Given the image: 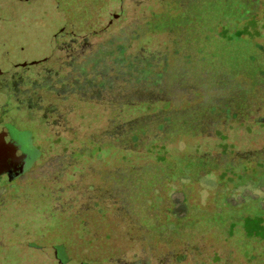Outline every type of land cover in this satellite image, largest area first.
<instances>
[{"label":"rangeland","instance_id":"374dc122","mask_svg":"<svg viewBox=\"0 0 264 264\" xmlns=\"http://www.w3.org/2000/svg\"><path fill=\"white\" fill-rule=\"evenodd\" d=\"M59 31L93 37L42 73L56 123L22 107L43 157L0 198V244L65 243L70 264H264V0H0L19 105L39 71L24 63ZM0 264L60 263L0 247Z\"/></svg>","mask_w":264,"mask_h":264},{"label":"flooded vegetation","instance_id":"af4514ba","mask_svg":"<svg viewBox=\"0 0 264 264\" xmlns=\"http://www.w3.org/2000/svg\"><path fill=\"white\" fill-rule=\"evenodd\" d=\"M18 3L16 0H13ZM87 5L90 4L89 0H82ZM34 2V1H33ZM92 3V2H91ZM56 3L50 4L52 7L55 6ZM96 4V2L94 3ZM102 4V3H101ZM121 6H123V0H120ZM57 8H58V4ZM55 16L61 19L60 24H65L63 21L62 16L63 12L58 11L55 12ZM103 31L99 30L98 35H100ZM75 34V33H74ZM50 38V49L48 52L44 51L45 57L28 66V64L24 63L25 70H32L30 67H35V69H39L38 73L36 74L35 79L28 80V78L24 79L21 77L22 80L27 81L29 87L27 88L25 94L23 95L25 104L19 105L16 101V94L13 93V87L16 85L15 83L18 82V79H8L6 77L0 76V135L3 133H7L10 135L11 143H14V146L17 147L22 153L19 154L15 160L12 161L11 155L9 152L5 153L6 162L2 165L4 167L7 166L9 170L8 173H0V198L4 194H8L10 197L12 189H19L21 184L26 181L27 178H35L38 177V168L36 167L37 162L43 157L42 145L38 144L39 141V132L40 130L34 131L33 129L29 128L28 122H33L30 119L29 115L25 113L27 110H39L42 117L39 118L38 123L41 124L43 122L51 121L49 118L52 117V122H57L59 116L57 112L49 111L46 114V111L42 108L43 105L41 101L43 99L40 91L43 89V75L42 73L48 71L47 64L54 59V57L59 53L66 54L70 59H75V46L77 43H80L78 46L79 55L85 53L88 48H90V44L88 40L93 37V34H80L82 38L80 42L77 40L75 35L65 33L62 31L59 32H51L47 38ZM46 38V39H47ZM52 46V47H51ZM81 51V52H80ZM21 65V64H19ZM18 65V67H20ZM8 72L9 68H8ZM36 87L35 89H33ZM39 87V88H38ZM68 92V96L64 95V97L70 98L72 96H79V94H70ZM31 101L35 104L36 108H29L27 102ZM23 102V101H22ZM25 111H23V108ZM30 120V121H29ZM52 146V144H50ZM54 145V144H53ZM20 158V159H19ZM25 161V162H24ZM1 172V168H0ZM37 242H15L14 244H0L2 250L6 252H22L23 249L26 247L31 249L32 251L39 252L34 248L40 247ZM49 248H57L58 254L54 251H47V254L55 253L56 259L58 258H66L71 259L73 258L70 256V250L68 249V245L65 243L61 244H53L50 245ZM45 253V252H41ZM9 257V256H8ZM15 263L22 262L23 259L26 258L24 255L15 256ZM19 258V259H17ZM83 264H98L91 260H76ZM63 264H70L69 261Z\"/></svg>","mask_w":264,"mask_h":264},{"label":"water","instance_id":"95a60500","mask_svg":"<svg viewBox=\"0 0 264 264\" xmlns=\"http://www.w3.org/2000/svg\"><path fill=\"white\" fill-rule=\"evenodd\" d=\"M16 1L19 4H28V3H32L34 0H16ZM55 7H57L56 4H55ZM7 152L10 153L12 161L15 160L16 157L22 153L17 147L14 146V143H11L10 135L7 133H3L0 135V168H1L0 173H3V174L9 172V170L7 169V166L4 167L2 165L4 162H6L5 153H7ZM34 249L39 251V252L54 251L56 254H58L57 248L37 247ZM57 261L60 264H63V263L67 262V259L66 258H58V256H57Z\"/></svg>","mask_w":264,"mask_h":264}]
</instances>
